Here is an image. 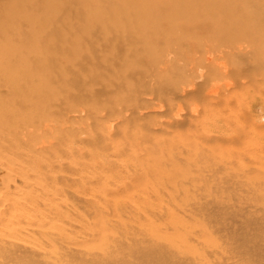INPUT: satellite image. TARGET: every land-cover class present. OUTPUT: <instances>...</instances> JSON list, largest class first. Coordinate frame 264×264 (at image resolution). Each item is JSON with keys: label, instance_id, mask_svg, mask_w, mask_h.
Segmentation results:
<instances>
[{"label": "rangeland", "instance_id": "obj_1", "mask_svg": "<svg viewBox=\"0 0 264 264\" xmlns=\"http://www.w3.org/2000/svg\"><path fill=\"white\" fill-rule=\"evenodd\" d=\"M119 2L126 4L125 0ZM225 2L236 3L234 13H227L224 6H219L207 10L203 16L217 22L238 21L230 27L204 28L206 34L199 37L181 33L172 26L164 34L155 32L157 37L161 36L157 42L126 44L125 48L147 47L143 46L145 49L140 53L123 56H116L112 45L105 49L96 47L105 60L90 65L80 75L81 79L88 78L86 84L100 93L95 100L72 101L76 108L71 110L73 116L68 111L62 124L50 121L53 130L47 134L35 132L36 128L29 124L19 127L23 134L33 136V144L23 142L18 149L7 151L4 139L0 138V192L4 194L8 190V181L9 185L20 182L13 195L9 189L10 197L14 198L21 190L16 196L19 197H15L19 205L9 207L14 216L0 215L3 231L17 232L18 240L40 247L52 260L61 250L59 240L56 247L53 238L62 232L65 239H60L61 243L88 251L111 245L113 238L131 241L133 237L139 242L163 243L184 253H201L203 262L205 257L213 259L212 255L227 256L231 252L225 231L216 229L219 220L190 209L191 201L221 198L253 212L264 210V183L255 177L257 172L264 175V69L253 66L246 70L248 75L240 82L226 72L246 59L264 57V0ZM106 4V0H0L1 48L21 47L25 56L35 52L44 61L60 60L54 71L57 81L52 82H61L65 64L69 65L66 71L69 74L64 75L70 79L80 55L94 54L90 48L93 45L89 41L90 29L96 26L97 30L110 31L109 21L117 13L111 12L113 9ZM77 8L83 11L82 17L75 15ZM104 24L109 26L104 28ZM21 26L29 37L25 45L16 40ZM232 38L247 50L246 55L219 51L211 61L210 70L208 63L189 65L182 55L203 42L222 46ZM12 58L9 54L0 57V68L20 62ZM191 66L193 70L188 72ZM200 69L208 74L203 96L183 92L173 96L169 89L161 97L156 93L160 81L169 82L182 70L186 74V88L195 90L193 77L195 83L204 81L194 76ZM216 70L221 73L213 77ZM11 71V77L20 74L18 65ZM40 83L35 78L29 82L30 90L0 93V102H9L11 109H18L21 98L49 99L45 96L49 91L36 92L35 86L39 87ZM66 86L69 93L77 91L72 83ZM149 88L153 91H148ZM217 90L227 97L228 104L221 108L206 106ZM115 99L124 100L127 107L122 108L123 103L114 104ZM113 105L118 109L112 111ZM31 106L13 122L31 119L35 109H58V105ZM83 108L93 109V114L88 115ZM12 117L0 113V127L9 125ZM216 124L224 129L213 130ZM237 132L245 135L230 138ZM38 142L43 146H35ZM248 169L255 173H245ZM229 176L234 180L225 181ZM4 202L1 198L0 207L5 208ZM51 206L61 208L64 214L57 216L50 212ZM43 212H50V216L44 215V222L39 220ZM176 218H182L179 225L173 224ZM88 228L97 230L98 234L92 238L84 236L83 230ZM199 229H204L202 235L192 234Z\"/></svg>", "mask_w": 264, "mask_h": 264}, {"label": "bare ground", "instance_id": "obj_2", "mask_svg": "<svg viewBox=\"0 0 264 264\" xmlns=\"http://www.w3.org/2000/svg\"><path fill=\"white\" fill-rule=\"evenodd\" d=\"M106 1H107L106 7L113 9V11L111 12L116 11L117 13L114 14V16H112L114 20L109 21L110 31L105 32V31L97 30L96 26L90 29L89 41L92 42L93 44L92 46H90V48L94 54L91 57H87V56L81 57L80 55L78 60L75 62L78 64L77 68L73 69L72 71L73 75L72 77H70V79H68L64 75L67 74L66 71H68L69 68V65L65 64L63 65L62 68L64 73L63 75L61 73V76H63L61 82L55 84L52 82L55 81V79L57 81L58 76L54 74V71H56V69L59 67L60 63L62 62L60 60H53L51 58H47L44 61V59H42L35 52L33 55H28L27 53H25L26 54L25 56L23 55L24 51L23 48L21 47L13 48L11 46L9 48H6L2 46L3 48H1L0 45V57L7 56L9 54V55H13L12 59L14 60L19 59L20 61L19 63H14L13 65L9 63L6 66L0 68V87L1 85L5 86L4 88L3 87L0 88V93H5V92L10 93L16 90L18 92L30 90L29 82L37 78L41 83L39 84V87L35 86L36 92L44 94L45 92L49 91L46 93L45 96L46 98L50 97L49 99H44V100H36L35 98H32V100L30 99L26 101L25 99L22 98L18 99L17 102L18 109H11L10 105L8 104L9 102L6 101L0 102V113L8 114L11 117L14 116L12 117V121L10 122L8 121L9 125H3V127H0V138L4 139L5 148L7 151L18 149V147H20L23 142L33 144V138H32L33 136H30V134L28 133L23 134V131H21V129L19 128L21 126H24V124L26 125L29 124L31 126H34L36 128L35 132L37 133L47 134L48 132L53 130L50 121L57 122V125H59L60 123L62 124L65 118V113H68V111L71 110H76L75 106L71 105L72 101L82 100V101L90 102L93 98L95 100V97H97L100 93L98 91H94L93 89H91L92 86L91 88L88 86L90 84H86L89 83L87 82L88 78L81 79L80 75H82L81 71H83L86 68H89L90 65L92 64L96 65L99 64V62H103V60H105L104 55L102 56V53L96 52L98 46L100 47V49L101 48L105 49L109 47V45H112V47L115 49V53L117 54L116 56H123V54L128 55V54H133L134 52L140 53L141 49L142 50L145 49L143 47L145 45H142L141 48L138 46L135 47L128 46V48H125L126 44L129 45L132 43H136L138 41L139 43L157 42V40L161 36L157 37L155 32L159 31L164 34V30H167L172 26L175 27L177 30H179L181 33L193 34L195 36L200 37L201 35L206 34L204 33L203 30L204 28H209V30L211 29L221 30V28L223 27H228V26L230 27L234 25L236 22H238V21H233L229 23H227L226 21L217 22V21H212L211 19L203 16L204 12H206L207 10H210L212 8H217L219 6L220 7L224 6L227 13L230 14L234 13L236 10L234 7L236 3L230 5L227 2H225V0H125L126 4L120 3L119 0H106ZM75 15H77V17H82L84 13L81 9L77 8L75 10ZM167 15H169V17H167ZM155 17L158 18L156 19ZM242 22L245 23L244 21ZM108 26L109 25L104 24V28H107ZM18 29L19 30L17 33H19V36H16V40H18L23 45H25L29 37L27 39V35L26 34H25L26 36L24 35V30L22 26ZM20 34H22V36H20ZM82 36H84V34H82ZM236 42L237 39L235 38L228 39L227 44H224L222 46H220L219 43L203 42L202 44L195 46L194 50L189 48L188 51L187 50L184 51L182 55L184 56L185 61L189 65L190 63H195L199 66H203L208 63L207 69L210 70L211 61L213 58H216L215 53H218L219 51H228L232 53L235 52L237 56L246 55L247 50L243 46L237 44ZM226 46L229 47L227 50L225 49ZM196 52H199V55H196ZM17 65L20 74L13 75L11 77L10 74L12 72L11 70L12 68H15ZM253 66L256 67L259 66L262 69H264V57L256 56L252 60L246 59L245 62L235 64L231 72H229V70L226 72L230 76H232L236 80V82H240L243 81L244 75H248V72H246V70L251 69ZM188 68H190L188 72L190 71L192 72L193 70L192 66ZM220 73L221 70H216L213 77H217L216 75ZM197 75L202 77L204 81L195 83L193 77L192 83H194L195 85V90L189 91L188 88H186L188 83L185 80L186 77L185 70H182L180 72L178 71L176 73V76L173 79H171L169 82L160 81V83H158L157 85L158 90L156 93L161 97L164 94L163 93L164 90L169 89L170 93H172L173 96H179V94H181L182 92L185 95L189 93L190 95H192L191 93H193L195 95L203 96L204 95L203 87L207 86L208 74L205 75V71L200 69L199 73L194 74L195 77ZM210 77L213 79L212 76ZM67 83H72L74 86H76L75 89L77 91L74 93L73 92L69 93L68 92L69 89H67L66 86ZM147 90L153 91L150 88ZM36 92L34 94H36ZM61 92H63V95H59V96L54 95V93H61ZM136 95L138 96V94ZM214 95H215L214 97L208 100L206 106L221 108L228 104L229 100L227 99V97H224L219 90H217V92ZM138 99H141V97ZM113 102L114 104L123 103L122 108L127 107V105L124 104V100L115 99ZM43 104H48L51 106L58 105V109L57 108L35 109V112L31 119L24 122L20 120H18V123L13 122L18 114H21L23 111H25V108H28L31 105L39 106ZM113 107L115 109H111L112 111L118 109V107H116L115 105H113ZM47 108H50V106ZM82 110L87 112L88 115L93 114L92 113L93 109L83 108ZM69 114L73 116L72 111L69 112ZM94 116L97 115L95 114ZM67 117L68 116H66V118ZM169 121L170 120H168L167 122L169 123ZM170 126H172V124ZM175 126H177V124H174V127ZM214 126L218 128V129L217 128L213 129L216 131L217 130L221 131L224 129L223 126H220L218 124ZM75 128L76 127H74V129ZM237 133L235 134L233 133L232 135L235 136H231L230 138L238 139L239 136H242L243 134L245 135V133H242V135L241 133L237 135ZM217 136L220 135L218 134L216 135V137ZM229 136H226L227 140L230 139V138L228 139ZM41 142H38L39 144L36 143L35 146L41 145ZM45 143L43 140L42 144L44 145ZM30 147L32 148L33 146L29 145V148ZM43 150L45 151V149ZM24 158L26 159V157ZM22 167L24 168V166ZM21 168L19 169L21 170ZM251 170L252 169H248V171L245 173L249 174L252 172ZM254 173L255 172H252V174ZM255 177L257 179H260L258 182L264 183V175L262 174L259 175V173L257 172L255 174ZM24 179H22L23 182L25 181ZM231 180H234L233 176L226 177L225 179V181L227 182ZM19 184L20 182L18 183V185ZM6 185L8 190H5V188L1 187L6 192L4 191V194L0 192L2 193L0 195V199L2 198L5 201L4 202L5 208L0 207V215L3 217L6 215L7 217H10L11 215L14 216V213L11 212L10 210L19 205L18 200L16 199L19 196L18 197L16 196L19 195L18 193H20L21 190L17 192L16 196H14L13 198L10 197L11 195L9 196V192L11 190L12 191L11 194L13 195V191L14 190L16 191L18 189L17 183H12L9 185V181H8V184ZM40 185L41 184H39V186ZM42 185L43 187H45L44 184ZM33 186L29 187L28 185L29 188H33ZM20 187H22V185ZM29 195L32 196L31 194ZM42 196L40 197L42 198ZM7 201L9 202V206L8 205L6 206V204L8 203ZM190 204H191L190 209L193 212L207 213L209 219L219 220L220 224L216 226V229L220 230L221 228L223 231H225L224 237H226L231 247V252L227 256L225 255L217 256L208 253L209 255L213 256V259H210L208 257H205L206 253H204L203 255L205 258L203 259H205V261L203 262L201 258V253L198 254H189L188 252L184 253L180 250H177L171 246H167L163 243H158L154 241L139 242L135 240V238L133 237L130 238L131 241H125L119 237L113 238L112 239L113 243L111 245H108L107 247H100L99 250L88 251L87 249L72 247L70 244L68 245L61 243L60 239L61 240L65 239L64 234L62 232V233H58V235L53 238L54 241L53 245H55V242L59 240L61 250L58 252V254H55L56 259L52 260L47 257V252L43 251L40 247L33 245V243L30 244L26 242L27 240L25 241L18 240L19 237L17 232L11 231L12 227L10 229L11 233H6V231H3L4 227L2 228L0 226L2 229V231L0 230V264H264V258H263L264 257V210H262L263 208H259L260 211L253 212L249 208H244L243 206H240L233 201L229 202L221 198H213L203 201L195 200V201H191ZM10 206L12 208L9 210ZM50 208L51 210L49 211L56 214L57 216L64 214V211L61 208H57V207L53 208L52 206ZM50 212H48V214L43 212L44 214H41L39 220L44 222V218H46L45 216H50ZM24 217L25 216H23V218ZM182 218H176L174 220L172 219L173 224L175 223L176 225H179L180 220H182ZM219 218H225V219H219ZM25 221L27 222V220L24 219V222ZM29 223L32 224L33 222H29ZM45 223H47V221H45ZM35 224L37 223L35 222ZM41 226L45 228L44 225ZM83 231H84V236H91L90 238L94 237L95 234L96 235L98 234L97 230L95 232L91 228L85 229ZM194 232H196L197 236H200L203 234L204 229L193 230L192 234ZM25 234L27 235L28 232H26ZM88 238L89 237H87V239ZM35 240H37V238ZM70 240L71 239L66 241L69 242ZM49 246H51V243ZM214 250L217 252L215 248Z\"/></svg>", "mask_w": 264, "mask_h": 264}]
</instances>
